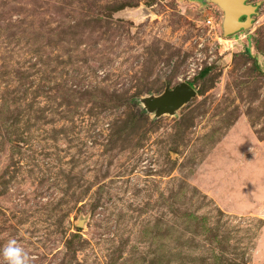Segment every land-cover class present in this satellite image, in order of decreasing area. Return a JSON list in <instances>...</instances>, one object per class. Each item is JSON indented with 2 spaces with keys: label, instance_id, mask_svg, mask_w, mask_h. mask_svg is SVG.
I'll use <instances>...</instances> for the list:
<instances>
[{
  "label": "rangeland",
  "instance_id": "1",
  "mask_svg": "<svg viewBox=\"0 0 264 264\" xmlns=\"http://www.w3.org/2000/svg\"><path fill=\"white\" fill-rule=\"evenodd\" d=\"M248 3L225 36L211 0H0V248L264 264V0Z\"/></svg>",
  "mask_w": 264,
  "mask_h": 264
},
{
  "label": "water",
  "instance_id": "2",
  "mask_svg": "<svg viewBox=\"0 0 264 264\" xmlns=\"http://www.w3.org/2000/svg\"><path fill=\"white\" fill-rule=\"evenodd\" d=\"M216 3L223 11L224 35L232 36L239 31H245L252 25L250 18L240 21L243 15H248L253 11V7L248 0H211ZM193 89L188 84H181L172 90L166 92L163 105L177 106L181 102L186 101L192 94Z\"/></svg>",
  "mask_w": 264,
  "mask_h": 264
},
{
  "label": "clouds",
  "instance_id": "3",
  "mask_svg": "<svg viewBox=\"0 0 264 264\" xmlns=\"http://www.w3.org/2000/svg\"><path fill=\"white\" fill-rule=\"evenodd\" d=\"M0 264H31V257L25 249L19 245L16 239H10L7 244L0 248Z\"/></svg>",
  "mask_w": 264,
  "mask_h": 264
},
{
  "label": "flooded vegetation",
  "instance_id": "4",
  "mask_svg": "<svg viewBox=\"0 0 264 264\" xmlns=\"http://www.w3.org/2000/svg\"><path fill=\"white\" fill-rule=\"evenodd\" d=\"M248 17H249V16H244V15H243V16H241V17L239 18V20H240V21H245L246 19H248Z\"/></svg>",
  "mask_w": 264,
  "mask_h": 264
},
{
  "label": "built area",
  "instance_id": "5",
  "mask_svg": "<svg viewBox=\"0 0 264 264\" xmlns=\"http://www.w3.org/2000/svg\"><path fill=\"white\" fill-rule=\"evenodd\" d=\"M211 21H212L211 18H208V19H207V23H208V24H210Z\"/></svg>",
  "mask_w": 264,
  "mask_h": 264
},
{
  "label": "trees",
  "instance_id": "6",
  "mask_svg": "<svg viewBox=\"0 0 264 264\" xmlns=\"http://www.w3.org/2000/svg\"><path fill=\"white\" fill-rule=\"evenodd\" d=\"M206 1V0H203V2Z\"/></svg>",
  "mask_w": 264,
  "mask_h": 264
}]
</instances>
